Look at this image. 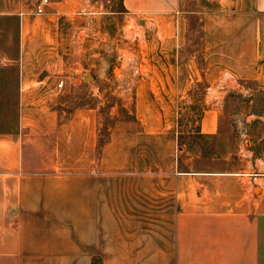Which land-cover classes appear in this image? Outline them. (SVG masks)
I'll list each match as a JSON object with an SVG mask.
<instances>
[{
    "label": "crops",
    "instance_id": "1",
    "mask_svg": "<svg viewBox=\"0 0 264 264\" xmlns=\"http://www.w3.org/2000/svg\"><path fill=\"white\" fill-rule=\"evenodd\" d=\"M81 1H51L44 13L0 5V15L14 20L11 48L0 53V83L8 86L11 110V128L0 130V264H264V148L256 147L264 117L238 121L241 138L234 149L203 154L181 141L178 121L159 112L143 115L140 133L174 131L171 167L101 177L84 166L98 126L100 75L88 78L84 70L99 59V37L92 31L89 38L77 10ZM121 1L126 13L151 16L145 26H158L154 16L178 3ZM179 41L162 38L171 42L172 58ZM155 74V84L140 76L137 94L181 93V71ZM236 76L242 87L264 83L261 70ZM211 78L208 87L219 93L210 95L195 126L220 141L228 125L220 94L229 84L222 69ZM76 87L85 88L91 101L69 99ZM146 100L139 102L150 109ZM251 125L258 129L249 140ZM68 142L76 144L79 168H45L49 162L41 159L67 163L60 158L68 154L59 151ZM30 157L41 168H28ZM239 160L245 166H236Z\"/></svg>",
    "mask_w": 264,
    "mask_h": 264
},
{
    "label": "rangeland",
    "instance_id": "2",
    "mask_svg": "<svg viewBox=\"0 0 264 264\" xmlns=\"http://www.w3.org/2000/svg\"><path fill=\"white\" fill-rule=\"evenodd\" d=\"M37 1L0 0V5L12 2L23 10L34 12ZM261 1L178 0L169 12L154 16L158 17V26H145L151 16L126 13L121 0H82L77 10L83 17L82 22L89 25V38L92 31L95 38L97 33L99 37V46L96 47L99 59L94 61V65L89 60L84 70L88 78L91 73L100 75L98 126L89 154L81 159L84 166L100 172L101 177L107 172H116L118 176L126 170L171 167L176 150L174 131L168 128L156 134L140 133V117L155 118L157 112L169 122L173 119L178 121L179 129L183 131L179 138L188 141L189 148L193 150L208 154L234 149L241 138L238 121L247 117H264V83H260L259 87L251 83L242 87L239 85L240 78L236 76L239 72L251 74L256 69L264 73V4ZM87 11L94 13L87 15ZM153 21L157 22L156 19ZM12 22L13 19L0 15V53L11 48ZM165 37L180 39L179 51L174 58L171 42H161ZM256 55L259 56L257 61ZM220 67L223 79L229 84L226 91L220 94L224 97L228 125L221 140L216 141L198 134L195 121L201 116L203 108L209 105L210 95L219 93L209 88L208 84L214 80L211 75L221 70ZM172 68L181 71V93H136L140 76L155 84L156 79L150 76L156 75V71L171 72ZM7 89L4 82L0 83V130L11 128V124L6 123L11 111L7 109ZM68 97L77 103L91 101V95L85 88H73ZM141 97L147 99L150 109H146L145 101L140 104ZM257 129V125H251L249 140ZM51 144L41 143L48 145L52 151ZM62 145L63 149L57 150L68 154L66 158H60L67 163L61 166L57 165L56 158L41 159L50 163H46L45 168H79L74 157L76 144L68 142L66 146ZM257 146L264 148V137ZM38 160L28 158L27 167L41 168L37 165ZM53 162L57 166H53ZM235 165L243 167L245 162L239 160Z\"/></svg>",
    "mask_w": 264,
    "mask_h": 264
},
{
    "label": "built area",
    "instance_id": "3",
    "mask_svg": "<svg viewBox=\"0 0 264 264\" xmlns=\"http://www.w3.org/2000/svg\"><path fill=\"white\" fill-rule=\"evenodd\" d=\"M51 0H38L34 7L35 13H44Z\"/></svg>",
    "mask_w": 264,
    "mask_h": 264
}]
</instances>
